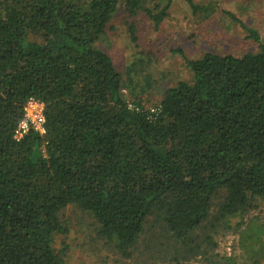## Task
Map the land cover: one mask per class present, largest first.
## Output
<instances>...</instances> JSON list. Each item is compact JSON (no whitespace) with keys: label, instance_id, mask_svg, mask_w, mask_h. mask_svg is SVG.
<instances>
[{"label":"trees","instance_id":"obj_1","mask_svg":"<svg viewBox=\"0 0 264 264\" xmlns=\"http://www.w3.org/2000/svg\"><path fill=\"white\" fill-rule=\"evenodd\" d=\"M172 2L145 11L156 27ZM120 4L133 16L143 0H0V264H64L52 244L69 205L127 256L153 213L186 242L220 190L224 215L264 200L257 32L238 21L258 52L188 61L192 81L147 110L126 102L96 46ZM30 99L44 105L46 132L17 142Z\"/></svg>","mask_w":264,"mask_h":264},{"label":"rangeland","instance_id":"obj_2","mask_svg":"<svg viewBox=\"0 0 264 264\" xmlns=\"http://www.w3.org/2000/svg\"><path fill=\"white\" fill-rule=\"evenodd\" d=\"M166 3L143 0L133 16L120 4L96 44L121 75L126 102L147 110L159 105L167 89L192 81L188 61L209 53L258 52L259 44L238 21L256 31L264 45V0H173L156 27L145 11L156 13ZM225 197V190L215 195L207 219L186 242L153 213L127 256L100 234L90 213L69 205L59 213L66 233L54 236L53 251L64 264H264V200L255 198L248 209L224 215Z\"/></svg>","mask_w":264,"mask_h":264},{"label":"built area","instance_id":"obj_3","mask_svg":"<svg viewBox=\"0 0 264 264\" xmlns=\"http://www.w3.org/2000/svg\"><path fill=\"white\" fill-rule=\"evenodd\" d=\"M45 115L44 105L34 99H30L23 107L22 120L17 125L14 131L13 138L15 141H20L30 131L37 133L43 137L45 135Z\"/></svg>","mask_w":264,"mask_h":264}]
</instances>
